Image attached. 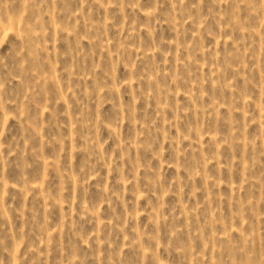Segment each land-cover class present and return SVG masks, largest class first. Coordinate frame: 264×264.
Segmentation results:
<instances>
[{
    "label": "rangeland",
    "instance_id": "1",
    "mask_svg": "<svg viewBox=\"0 0 264 264\" xmlns=\"http://www.w3.org/2000/svg\"><path fill=\"white\" fill-rule=\"evenodd\" d=\"M0 264H264V0H0Z\"/></svg>",
    "mask_w": 264,
    "mask_h": 264
}]
</instances>
